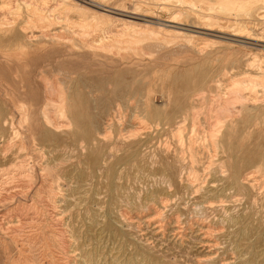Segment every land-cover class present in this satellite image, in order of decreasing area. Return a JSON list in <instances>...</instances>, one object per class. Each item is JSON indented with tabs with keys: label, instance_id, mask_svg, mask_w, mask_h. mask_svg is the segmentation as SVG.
<instances>
[{
	"label": "rangeland",
	"instance_id": "1",
	"mask_svg": "<svg viewBox=\"0 0 264 264\" xmlns=\"http://www.w3.org/2000/svg\"><path fill=\"white\" fill-rule=\"evenodd\" d=\"M91 1L107 15L76 11L102 27L118 11L204 27V6L264 41V0ZM148 34L107 59L0 26V264H264V52ZM59 94L72 123L51 130Z\"/></svg>",
	"mask_w": 264,
	"mask_h": 264
},
{
	"label": "bare ground",
	"instance_id": "2",
	"mask_svg": "<svg viewBox=\"0 0 264 264\" xmlns=\"http://www.w3.org/2000/svg\"><path fill=\"white\" fill-rule=\"evenodd\" d=\"M2 3L0 10V26L7 27L11 30L20 31V33L25 38L26 42L22 46H26L27 44L31 45L34 40H40L46 38L56 43L57 45L68 48L75 49V47L83 49V51H93V54L96 56H102L99 53L108 52L112 55L102 56L107 59L110 56L119 55V53L126 49L127 47H137L141 42V38L145 39V32H149L146 38H153L156 41L167 40V38H178L180 35L188 40L192 47L194 48V42L191 43L192 39L201 38L202 42L199 44V49H205L210 46L213 42L216 45L220 42L226 44H232L237 46H242L245 50L249 51V53H253L257 51L255 54L257 56H261L264 52V41L254 34L247 32L241 27H238L234 23L231 22V19L228 17H218L214 15H208L205 11L204 6H199V16L201 17L202 25L204 27H197L194 25H185L183 22L176 21L177 16L172 17V19L168 20L165 24L162 31L152 29L150 31H146L145 28L139 22H155L154 18L148 15H136V13L131 11L126 12H111L114 16L109 18V24L107 26H98L97 23L90 20L86 15L81 12L76 11L77 9L91 10L93 12H101L102 16H106V9L103 8L104 3H99L91 0H0ZM182 3H185V6L190 8L193 11H196V5L192 0H178ZM198 3V2H197ZM155 5H159L158 2L155 1ZM168 5V4H167ZM22 8L26 12V17L22 20L20 19L21 13H19ZM132 8V7H131ZM110 9V8H109ZM212 9V8H209ZM258 9V8H257ZM135 11V10H134ZM261 11V10H260ZM208 15V16H207ZM191 17V16H190ZM260 20L264 18L261 15ZM252 19V18H251ZM195 20V19H194ZM263 20V19H262ZM250 21V20H249ZM257 21V20H256ZM264 21V20H263ZM245 23V22H244ZM145 25V24H144ZM248 25V24H247ZM138 26V28L136 27ZM99 27V28H98ZM36 29V33L33 31ZM161 29V28H159ZM251 29V28H250ZM95 32V33H94ZM254 33V32H253ZM257 34V33H256ZM76 36V38H73ZM210 37L218 38L220 40H214ZM48 40V39H47ZM223 40V41H222ZM49 41V40H48ZM38 42V41H37ZM42 42V41H41ZM1 43V42H0ZM36 43V42H35ZM174 43V42H173ZM188 43V44H189ZM38 44V43H36ZM152 44V43H151ZM53 45V44H52ZM32 46V45H31ZM169 46V45H168ZM213 46V45H212ZM187 47V46H186ZM255 48V49H254ZM67 49V50H68ZM62 50V49H60ZM179 50V49H178ZM184 50V49H183ZM63 52V51H62ZM70 52V51H69ZM76 52V51H75ZM169 52V51H167ZM65 53V52H64ZM72 53V52H71ZM69 53V54H71ZM86 53V52H85ZM146 53V52H145ZM87 54V53H86ZM254 54V53H253ZM3 55V54H2ZM1 55V56H2ZM84 55V54H83ZM88 55V54H87ZM251 55V54H249ZM73 55H71L72 57ZM79 56V55H78ZM85 56V55H84ZM86 57V56H85ZM74 58V57H73ZM254 58V57H253ZM4 59V57H3ZM9 59V58H8ZM78 59H81L80 57ZM93 59V58H92ZM97 59V58H96ZM87 60V58H86ZM95 60V59H94ZM99 60V58H98ZM102 60V59H100ZM99 60V61H100ZM153 60V59H152ZM248 60V59H247ZM93 61V60H92ZM96 61V60H95ZM106 61V60H105ZM11 62V61H9ZM91 62V61H90ZM102 62V61H101ZM119 62V61H118ZM185 62V61H183ZM8 63V62H7ZM93 63V62H92ZM112 64V63H111ZM115 65V64H114ZM118 65V64H116ZM105 66V65H103ZM143 66V65H142ZM111 67V66H110ZM123 67V66H122ZM127 67V66H125ZM233 67V66H232ZM121 68V67H120ZM119 68V69H120ZM117 70V69H115ZM129 70V69H128ZM130 71V70H129ZM133 71V70H132ZM135 71V70H134ZM133 71V72H134ZM246 71V70H245ZM252 71V69H251ZM250 77V75H249ZM220 79V78H219ZM222 80V79H220ZM63 82V81H62ZM243 82V81H242ZM204 83V79L202 78L200 81L201 86ZM51 84V83H50ZM59 85V84H58ZM56 87V86H55ZM63 87V86H62ZM199 89V88H198ZM201 89V87H200ZM238 89V88H237ZM55 90V89H53ZM184 90V89H183ZM185 91V90H184ZM237 91V90H236ZM188 92V91H187ZM192 92V91H191ZM184 93V92H182ZM245 93V92H244ZM243 93V94H244ZM190 94V93H189ZM192 94V93H191ZM243 94L235 95V99L241 102V106L245 105H256L260 100L252 94H248L244 96ZM56 95V94H55ZM193 95V94H192ZM67 96V95H66ZM191 96V95H190ZM232 96H234L232 94ZM193 97V96H192ZM188 98V97H187ZM231 98V97H229ZM228 98V99H229ZM234 98V97H233ZM186 99V98H185ZM190 99V98H189ZM262 100V99H261ZM45 101V100H44ZM48 101L54 111L59 115L60 118L52 119L47 111L48 107L42 112L45 122L52 127L51 130L62 128L65 126H69L72 122L69 119H65V107H67L66 98L63 94H59L58 99H53L49 97ZM227 101V100H226ZM233 102V100H231ZM69 102V101H68ZM190 102V101H189ZM188 103V101H187ZM172 104V103H171ZM182 104V103H181ZM178 105V104H177ZM229 105V101H228ZM227 105L229 112H231L230 106ZM225 106V105H224ZM240 106V107H241ZM26 107V106H25ZM186 107V106H185ZM184 107V108H185ZM241 107V108H242ZM22 108V107H20ZM14 109V108H13ZM39 109V108H38ZM50 109V108H49ZM35 110V109H34ZM179 111V109H176ZM227 110V111H228ZM235 110V109H234ZM21 111V110H20ZM24 111V110H23ZM38 111V110H37ZM145 111V110H144ZM184 111V110H182ZM219 111V110H218ZM15 112V111H14ZM17 112V111H16ZM53 113V112H52ZM176 113V112H175ZM17 114V113H16ZM30 114V113H29ZM55 114V113H54ZM191 114V113H190ZM233 114V113H232ZM33 115V114H32ZM30 116V115H29ZM56 116V114L54 115ZM73 116V115H72ZM174 117V115H172ZM170 116V117H172ZM178 116V115H177ZM181 116H178V118ZM39 118V117H38ZM71 118V117H70ZM43 119V118H42ZM41 119V120H42ZM73 119V117H72ZM169 119V118H168ZM219 119V118H218ZM23 120H27V117L24 116ZM182 120V119H181ZM32 121V120H31ZM72 121V120H71ZM74 121V120H73ZM163 121V120H162ZM166 121V120H165ZM164 121V122H165ZM174 122V121H173ZM170 123V122H169ZM25 124V123H24ZM23 124V125H24ZM43 124V122H42ZM101 124V122H100ZM218 124V123H217ZM3 125V123H2ZM163 125V124H162ZM46 126V125H45ZM44 126V127H45ZM48 126V127H49ZM164 126V125H163ZM2 127V126H1ZM26 127V126H25ZM24 127V128H25ZM47 127V128H48ZM169 127V126H168ZM4 128V127H3ZM20 128V127H19ZM18 128V129H19ZM64 129V128H62ZM4 130V129H2ZM12 130V129H11ZM15 130V129H14ZM26 130V129H25ZM6 131V130H5ZM8 131V130H7ZM29 131V130H28ZM50 131V129H49ZM101 131V130H100ZM30 132V131H29ZM57 132V131H56ZM24 133V132H23ZM27 133V132H26ZM54 133V132H53ZM42 134V133H41ZM56 134V133H54ZM184 134V133H183ZM46 137L48 132L45 133ZM58 135V134H57ZM1 136V135H0ZM49 136V135H48ZM97 136V135H96ZM215 137L214 134L211 135ZM50 137V136H49ZM56 137V136H55ZM33 138V137H32ZM48 139V138H47ZM32 140V139H31ZM38 140V139H37ZM15 141V140H14ZM100 141V140H99ZM23 141H21L22 143ZM42 142V141H41ZM40 142V143H41ZM67 142V141H66ZM91 142V141H90ZM39 143V142H38ZM51 143V142H50ZM217 145L216 142H212ZM15 144V143H14ZM36 144V143H35ZM42 144V143H41ZM40 144V145H41ZM54 144V143H52ZM56 144H59L56 142ZM89 144V143H88ZM19 145V143H18ZM33 145V144H32ZM82 145V144H81ZM2 146V145H1ZM4 146V145H3ZM25 146V145H24ZM42 146V145H41ZM59 146V145H57ZM62 146V145H61ZM101 146V145H99ZM6 147V146H5ZM23 147L22 144L18 146V148ZM78 147V146H77ZM85 147V146H84ZM105 147V146H103ZM214 147V146H213ZM37 148V147H36ZM35 148V149H36ZM53 149V147H50ZM49 148V150H50ZM102 148V147H101ZM229 148V147H228ZM25 149V148H23ZM22 149V151H23ZM38 149V148H37ZM47 149V148H46ZM89 149V148H88ZM12 150V149H11ZM30 150V149H29ZM28 150V151H29ZM44 150V149H42ZM104 150V149H103ZM246 151V150H245ZM6 152V150H5ZM9 152V151H8ZM21 152V151H20ZM44 152V151H43ZM84 152V151H83ZM89 152V151H88ZM190 152V151H189ZM244 152V151H243ZM19 153V152H18ZM47 153V152H46ZM45 153V154H46ZM91 153V152H90ZM96 153V151H95ZM133 153V152H132ZM131 153V154H132ZM34 154V153H33ZM101 154V153H100ZM134 154V153H133ZM232 154V153H231ZM23 155V154H22ZM21 155V156H22ZM106 155V154H105ZM29 156V155H28ZM44 156V155H43ZM42 156V157H43ZM122 156V155H121ZM125 156V155H124ZM264 156V152H263ZM45 157V156H44ZM123 157V156H122ZM226 157V156H225ZM256 157V156H255ZM29 159V158H28ZM27 159V161H29ZM94 158H92L91 162L93 163ZM121 159V157H120ZM47 160V159H46ZM160 160V159H159ZM250 161H253L252 158H249ZM17 161V160H16ZM31 161V160H30ZM43 161V159H42ZM120 161V160H119ZM163 161V160H161ZM118 162V161H117ZM169 163V160H167ZM166 162V163H167ZM171 162V161H170ZM96 163V162H95ZM165 163V164H166ZM167 163V164H168ZM170 164V163H169ZM175 164V163H174ZM26 158L21 157L19 162L17 163V172L20 175L27 174L28 169L26 168ZM30 165V164H29ZM42 165V164H40ZM161 165V164H160ZM31 166V165H30ZM39 166V165H38ZM47 166V165H46ZM173 166V165H172ZM97 167V166H96ZM32 168V167H31ZM44 169V168H43ZM115 169V168H114ZM172 169V168H171ZM158 170V169H157ZM162 170V168H161ZM49 171V170H48ZM160 171V170H158ZM163 171V170H162ZM176 171V170H175ZM216 171V170H215ZM32 172V171H30ZM94 172V171H93ZM170 172V171H168ZM172 172V171H171ZM170 172V173H171ZM43 173V172H42ZM159 173V172H158ZM237 170L235 167L230 175V181L232 183L235 182ZM160 174V173H159ZM174 174V173H173ZM177 174V173H176ZM18 175V174H15ZM45 175V174H44ZM115 175V174H114ZM47 176V175H46ZM113 176V175H112ZM178 176V175H177ZM255 175L250 173L247 175L245 179L248 181L254 180ZM258 177V176H257ZM171 178V177H170ZM169 178V179H170ZM174 179V178H173ZM39 181V180H38ZM41 181V179H40ZM39 181V182H40ZM45 181V180H44ZM172 182V181H171ZM170 182V183H171ZM245 182V181H244ZM179 183V182H178ZM249 184V183H248ZM50 185V184H49ZM172 185V184H171ZM175 186V185H174ZM177 186V185H176ZM113 187V186H112ZM112 187L110 189H112ZM235 187V186H234ZM24 188V187H23ZM115 188V187H114ZM236 188V187H235ZM50 189V188H49ZM178 189V188H177ZM54 192V191H53ZM52 192V193H53ZM53 195V194H52ZM5 196V195H4ZM162 203V202H161ZM209 205L213 204V202H208ZM200 205V204H199ZM53 207V206H52ZM55 207V206H54ZM57 208V207H56ZM52 209V208H50ZM58 209V208H57ZM57 211V210H56ZM49 212V211H48ZM58 212V211H57ZM52 215V213H51ZM56 215V214H55ZM162 215V214H161ZM50 216V215H49ZM54 216V215H53ZM190 216V215H189ZM55 217V216H54ZM52 218V217H51ZM50 218V219H51ZM48 219V218H47ZM52 221V220H51ZM200 221V220H199ZM197 222V221H196ZM50 226V224H49ZM208 229V228H207ZM64 230V229H63ZM206 230V229H205ZM15 231V230H14ZM208 231V230H207ZM57 232V231H56ZM61 232V231H60ZM62 233V232H61ZM12 236V235H11ZM12 238V237H11Z\"/></svg>",
	"mask_w": 264,
	"mask_h": 264
}]
</instances>
